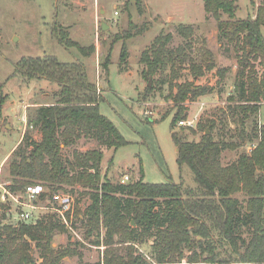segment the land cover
I'll list each match as a JSON object with an SVG mask.
<instances>
[{
	"label": "trees",
	"instance_id": "obj_1",
	"mask_svg": "<svg viewBox=\"0 0 264 264\" xmlns=\"http://www.w3.org/2000/svg\"><path fill=\"white\" fill-rule=\"evenodd\" d=\"M201 1L205 13L218 22L220 38L240 53L234 92L228 97L230 105L226 109L217 108L215 116L200 119L196 128L179 126L175 130L187 117L185 103L205 95L206 88L192 81H174L186 65L194 80L215 68L208 51L205 67L192 58V25L174 27L182 39L180 44L172 46L173 35L161 33L140 57L147 79L169 71L168 80L164 77L163 81L169 84L168 98L175 110L170 122L171 139L177 149V165L191 172L193 187L174 183L171 178L162 184L146 183L143 177L127 184L106 178L102 181L100 149L74 151L64 160L61 147H70L81 139L114 150L127 142L100 113L103 99L89 81L83 63L62 64L54 57H30L15 65L14 76L22 81L46 80L58 91L53 103L27 112L28 127L37 129L41 138L35 141L25 134L13 150L8 158L11 182L6 188L18 194L42 185L47 193L41 200L65 193L67 188L70 193L75 187L85 189L90 204L83 211L76 206L75 211L87 237H99L100 229L104 231L101 264H181L184 259L187 264H264V126L257 121L264 104V3L257 7L254 17L235 20V0ZM140 3L136 0L137 6ZM224 14L228 17L225 21ZM53 29L52 35L59 43L75 46L86 55L85 49L69 40L56 25ZM128 35L126 32L124 36ZM88 50L90 53L94 47ZM127 53L122 43L121 65ZM255 63L261 67L259 74ZM108 64L106 58L102 64L106 71ZM217 73L223 77V71ZM3 103L0 98V107ZM247 122L250 129L246 128ZM198 133V141L188 139ZM247 143L252 146L249 152L242 151L233 163H221L222 151H235ZM237 195L243 196L244 206ZM6 205L0 201V264H63L75 254L70 247H53L54 237L64 233L65 228L52 214L35 222L3 224ZM147 241L149 255L139 250ZM94 243L100 246L101 241ZM33 249L37 261L31 254Z\"/></svg>",
	"mask_w": 264,
	"mask_h": 264
},
{
	"label": "rangeland",
	"instance_id": "obj_2",
	"mask_svg": "<svg viewBox=\"0 0 264 264\" xmlns=\"http://www.w3.org/2000/svg\"><path fill=\"white\" fill-rule=\"evenodd\" d=\"M235 3L237 11L234 19L241 20L254 17L257 7L264 0H235ZM227 19L224 14L222 20ZM102 22L108 26L106 30L101 29ZM178 24L194 28L190 51L192 58L205 67V52L208 51L215 66L194 80L186 65L174 81L177 84L192 81L195 86L206 88L205 95L185 103V120L194 121L191 128H196L200 119L215 116L217 108L226 109L230 105L228 97L234 92L240 55L233 44L220 38L218 22L205 13L201 0H141L139 6L136 0H0V98L4 100L0 107L1 195L4 189L9 192L6 188L11 182L8 158L13 150L25 134L35 141L41 138L37 129L28 127L27 112L35 106L53 103V95L58 91L46 80L24 82L14 76L15 65L30 57H54L62 64L83 63L89 81L97 87L103 99L99 103L100 113L114 124L127 142L114 150L106 149L94 140L81 139L70 147H61L64 160L71 158L74 151L100 149L103 150L102 181L106 178L112 183L127 184L143 177L146 183L162 184L171 178L174 183L193 187L191 172L187 167L179 169L177 165V149L171 139L170 122L175 110L168 98L169 71L147 79L142 73L145 67L140 63L143 51L149 49L161 33L173 35L172 46L181 43L182 39L174 29ZM54 25L66 33L69 40L83 47L86 55L75 46L67 47L59 43L52 35ZM126 32L130 35L124 36ZM122 43L126 44L128 51L123 65L120 63ZM91 47L94 50L88 53ZM106 58L109 61L107 71L102 66ZM254 65L259 74L261 67L257 63ZM218 70L223 71L222 78ZM164 77H167L166 81H163ZM166 113L170 114L161 119ZM257 121L264 126V104ZM250 126L247 122L246 128L250 129ZM177 128L179 126L175 130ZM233 128L234 125H230V129ZM199 137L200 133L188 139L198 141ZM251 148L247 143L235 151L224 150L221 163H233L242 151L249 152ZM24 192L9 193L23 201ZM84 192L87 191L81 187H75L73 193H70V188L65 192L72 198V206H78L81 211L90 204ZM236 197L244 206L243 196ZM0 201L3 202L1 197ZM3 203L7 204L3 224L14 225L19 220V210L30 211L16 205L8 196ZM35 205L38 210L32 212L34 220L48 214L57 218L53 211L46 209L50 206L49 199L34 202ZM69 225L64 227V233L57 234L53 239V247L75 250V254L67 257L63 264H101L105 250L102 245L103 229H100L99 237L97 234L87 237L76 211ZM131 226L134 228V223ZM243 237L246 239L247 235L243 234ZM97 240L101 241L100 246L95 245ZM148 242L139 246L145 255H149ZM196 252L199 254L200 250ZM31 254L37 261L36 249ZM188 254L185 252L186 256ZM181 264H187L186 259Z\"/></svg>",
	"mask_w": 264,
	"mask_h": 264
},
{
	"label": "built area",
	"instance_id": "obj_3",
	"mask_svg": "<svg viewBox=\"0 0 264 264\" xmlns=\"http://www.w3.org/2000/svg\"><path fill=\"white\" fill-rule=\"evenodd\" d=\"M194 121L182 120L178 123V126L182 127H193ZM127 180V177L125 178ZM47 193L45 188L42 185H35L28 187L26 192H24L23 201H19L14 197V195L10 194L4 189V194H2L1 200L4 202L7 199V196L14 200L15 204L19 207H25L26 210H19L18 217L19 220L23 221H36L34 220L33 210H38L36 205L34 206V202L40 201L41 196ZM2 202V203H3ZM50 206L46 207V209L53 211L54 215L57 217L59 222L64 226H68L72 224V221L75 216V207L72 206V198L70 195L62 192H57L51 196L49 199ZM74 207V208H73ZM79 219L81 217H78ZM70 226V225H69Z\"/></svg>",
	"mask_w": 264,
	"mask_h": 264
},
{
	"label": "water",
	"instance_id": "obj_4",
	"mask_svg": "<svg viewBox=\"0 0 264 264\" xmlns=\"http://www.w3.org/2000/svg\"><path fill=\"white\" fill-rule=\"evenodd\" d=\"M103 13V11H101V14ZM107 25L104 23V22H102L101 23V29L102 30H106L107 29ZM209 134V130L207 129V131H206V135H208ZM131 224L133 225V223L131 222Z\"/></svg>",
	"mask_w": 264,
	"mask_h": 264
},
{
	"label": "crops",
	"instance_id": "obj_5",
	"mask_svg": "<svg viewBox=\"0 0 264 264\" xmlns=\"http://www.w3.org/2000/svg\"><path fill=\"white\" fill-rule=\"evenodd\" d=\"M102 10H100V13H101Z\"/></svg>",
	"mask_w": 264,
	"mask_h": 264
}]
</instances>
